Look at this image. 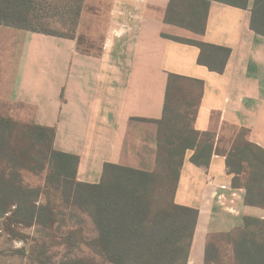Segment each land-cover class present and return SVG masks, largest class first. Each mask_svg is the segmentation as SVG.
<instances>
[{"label":"crops","instance_id":"1","mask_svg":"<svg viewBox=\"0 0 264 264\" xmlns=\"http://www.w3.org/2000/svg\"><path fill=\"white\" fill-rule=\"evenodd\" d=\"M169 1L109 0L102 26L88 22L83 32L84 0L77 34L93 43L85 50L78 39L0 26V116L53 128L54 149L79 157L77 180L97 184L106 163L153 169L156 122L172 75L170 106L193 103V127L213 134V151L230 149L224 140L231 128L249 130L248 139L264 148L256 135L264 126V37L249 28L253 0L246 10L212 1L203 35L165 24ZM168 37L229 49L224 72L198 65L197 47ZM192 154L186 152L174 201L199 212L187 264H204L208 239L264 211L246 206L245 191L232 187L223 153L213 152L205 169ZM215 245L220 256L226 245Z\"/></svg>","mask_w":264,"mask_h":264},{"label":"trees","instance_id":"2","mask_svg":"<svg viewBox=\"0 0 264 264\" xmlns=\"http://www.w3.org/2000/svg\"><path fill=\"white\" fill-rule=\"evenodd\" d=\"M246 10L250 0H170L163 22L203 35L211 2ZM84 0H0V26L48 36L78 39ZM249 28L264 37V0L251 3ZM57 24L61 29H56ZM199 49L197 64L224 72L230 50L168 37ZM176 79L170 75L164 116L157 124V151L152 170L106 163L97 184L77 180L79 157L54 149L55 130L0 116V219L13 226L52 230L69 210L86 215L97 234L95 243L108 264H187L198 210L174 201L187 151L204 169L215 153H223L232 187L245 191L246 206L264 211V148L248 139L249 130L228 129L229 150L213 151V134L194 129L193 103L170 106ZM173 88L171 89V86ZM218 140V145L223 142ZM43 177L31 187L24 175ZM231 247L229 264H264V217H244L243 227L223 235ZM20 238L25 239L24 235ZM71 239V236L68 237ZM23 253V251H18ZM35 264H84L82 259L53 262L46 242L30 248ZM215 242H206L205 263L218 264Z\"/></svg>","mask_w":264,"mask_h":264},{"label":"rangeland","instance_id":"3","mask_svg":"<svg viewBox=\"0 0 264 264\" xmlns=\"http://www.w3.org/2000/svg\"><path fill=\"white\" fill-rule=\"evenodd\" d=\"M109 0H85V12L82 20V31L85 32V26L88 22H96L98 28L106 20V10ZM56 29H61L57 24ZM80 44L82 49H88L91 43L82 37ZM94 44L93 49L97 50ZM11 52V49H9ZM8 66L12 64V59L7 61ZM4 83L0 85L3 87ZM23 122L21 119L16 120ZM258 140L264 141V126L261 132L256 133ZM264 143V142H263ZM24 182L31 187L41 186L43 177H34L28 174L24 175ZM65 219L52 230H43L38 227L23 228L11 225L6 218L0 219V264H35L32 262L30 248L35 242H46L48 255L52 257L53 262H58L64 258L82 259L84 264H108L101 256L95 243L97 234L92 228L86 215L79 211L69 210L65 214ZM24 235L26 238H20ZM71 236V239L68 237ZM211 239L216 243L225 246V251L220 253L218 264H229L232 262L230 245L227 244L225 237L212 236ZM23 253H18V251Z\"/></svg>","mask_w":264,"mask_h":264},{"label":"built area","instance_id":"4","mask_svg":"<svg viewBox=\"0 0 264 264\" xmlns=\"http://www.w3.org/2000/svg\"><path fill=\"white\" fill-rule=\"evenodd\" d=\"M210 182H213V181H210ZM213 184H215L216 187H219V184H217L215 182H213ZM217 201L223 207L225 204L226 198L223 195L219 194L217 196Z\"/></svg>","mask_w":264,"mask_h":264}]
</instances>
